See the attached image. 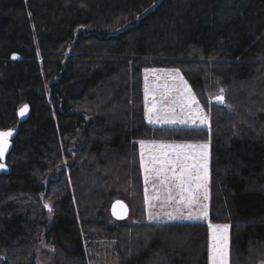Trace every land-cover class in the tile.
I'll return each instance as SVG.
<instances>
[{
  "label": "trees",
  "instance_id": "trees-1",
  "mask_svg": "<svg viewBox=\"0 0 264 264\" xmlns=\"http://www.w3.org/2000/svg\"><path fill=\"white\" fill-rule=\"evenodd\" d=\"M151 69L179 70L210 127L150 125ZM0 131L2 264H36L42 239L56 264H90L98 239L118 264H208L207 224L147 221L140 141L208 143L229 264L264 263V0H0ZM116 195L133 223L109 224Z\"/></svg>",
  "mask_w": 264,
  "mask_h": 264
},
{
  "label": "rangeland",
  "instance_id": "rangeland-1",
  "mask_svg": "<svg viewBox=\"0 0 264 264\" xmlns=\"http://www.w3.org/2000/svg\"><path fill=\"white\" fill-rule=\"evenodd\" d=\"M153 70V69H151ZM151 70L144 72V78L147 76V86L149 89V96L145 101V111H146V119L148 121L147 108L151 107L153 103V95L155 96V102L157 105V112L153 114L155 116L159 115L161 117L167 115L169 118L175 117L177 120L185 119L188 120V123L181 124H164V123H149L154 127H210V116L209 113L206 112L201 104L198 101L199 108L201 112L198 114L194 109H196L197 105L193 104L191 107L188 106L185 96H181V91L183 90V86L180 84L179 79H174L173 75L169 73L171 70L169 69H155V73ZM163 70V71H161ZM180 75L183 77L182 73L179 71ZM184 79V77H183ZM185 80V79H184ZM146 85V80H145ZM188 85V84H187ZM189 87V85H188ZM190 88V87H189ZM171 89V90H169ZM191 89V88H190ZM221 87L215 83H207L206 90L208 94V100L210 103L218 105L217 97L219 95H223L225 102V92L221 93ZM192 91V90H191ZM193 93V91H192ZM194 94V93H193ZM195 95V94H194ZM200 116H207V123L200 122ZM195 120V123L192 120ZM146 143H150L153 141H145ZM157 144H207V180L206 182L201 179L199 181L191 182L188 187L192 190V198L194 202L189 206L187 203L185 204H177L176 201L180 199L179 189L173 187L171 182L161 183V178L156 177L154 174H149V181L145 183V172L144 173V183H145V197H146V210H147V221L152 223H205L209 225H228V248H227V264H229V246H230V224L228 223H213L209 219V208H210V156H209V144L208 143H170V142H159L155 141ZM140 144V143H139ZM141 148V147H140ZM142 151V150H141ZM144 159L147 161L149 159V149L145 148L144 150ZM152 151H159L158 149H153ZM188 163H192L191 160ZM158 168L159 165H156ZM200 175L203 176V169H200ZM197 184H200V187H197ZM171 189V192L169 191ZM171 194L173 199L169 201L168 197ZM205 195H207V199H205ZM158 197V198H154ZM185 200L188 199L189 193H184ZM123 199L128 203V200L123 198L121 195H116L113 200ZM112 200V201H113ZM109 206V213L110 207ZM207 206V218L202 217V213L205 211L204 206ZM47 211L51 209L49 204L45 205ZM172 215V219H169L168 214ZM154 217L153 219H149V216ZM109 216H111L109 214ZM193 218H189V217ZM134 222V213L133 209L130 206V216L127 220L123 221V223H133ZM119 222L113 220L112 217L109 219L110 225H117ZM210 237H209V251H208V264H211V230L209 229ZM113 242L107 241L104 239H98L90 243L88 245V257L90 260V264H118L117 256L113 253ZM55 249L53 246L48 245L43 239L38 244L36 250V264H56L55 262ZM4 257L0 254V264L4 262ZM264 264V263H262Z\"/></svg>",
  "mask_w": 264,
  "mask_h": 264
},
{
  "label": "snow or ice",
  "instance_id": "snow-or-ice-1",
  "mask_svg": "<svg viewBox=\"0 0 264 264\" xmlns=\"http://www.w3.org/2000/svg\"><path fill=\"white\" fill-rule=\"evenodd\" d=\"M149 70H146V72ZM155 73V69L151 70ZM163 71V70H161ZM173 75L174 79H179L180 84L183 86L181 91V96H185L188 103V106L195 104L197 105L195 111L200 113L201 109L199 108L198 101L196 100L195 95L192 93L191 89L188 87L187 82L180 75L179 70H171L169 73ZM145 99L147 100L150 92L147 86V76L145 77ZM171 90V89H169ZM223 90L221 89V93ZM223 95L217 97V102H223ZM27 111V106L21 110V115ZM157 112V105L155 102V96L153 95V103L151 107L147 108L148 122L149 123H164V124H175L188 123V120L180 119L177 120L175 117L169 118L167 115L161 117L159 115L153 116ZM200 122L207 123V116H200ZM195 123V120H192ZM12 136L11 131H0V157H3L5 149L8 147V137ZM141 147V163L145 172V183L149 181V174H154L156 177L161 178V183L171 182L173 187L179 189L180 199L176 201L177 204L187 203L189 206L194 202L192 198V190L188 185L193 181H199L203 179L205 182L207 180V144H157L155 141L146 143L145 141H140ZM149 149V159L145 161L144 159V149ZM153 149H158L159 151H152ZM191 160L192 163H188ZM156 165H159L157 168ZM4 167L3 164H0V168ZM203 169V176L200 175V169ZM200 184H197V187H200ZM171 192V189H169ZM188 192L189 197L185 200L184 193ZM158 198V197H154ZM169 201L173 199L171 194L168 197ZM207 199V195H205ZM121 209L124 208L123 204H120ZM205 211L202 213L203 218H207V206H204ZM51 210V209H49ZM169 219H172V215L168 214ZM151 215L149 219H153ZM193 218V217H189ZM209 229L211 230V244H210V259L211 264H227V248H228V225H216L209 223Z\"/></svg>",
  "mask_w": 264,
  "mask_h": 264
},
{
  "label": "water",
  "instance_id": "water-1",
  "mask_svg": "<svg viewBox=\"0 0 264 264\" xmlns=\"http://www.w3.org/2000/svg\"><path fill=\"white\" fill-rule=\"evenodd\" d=\"M217 104L223 105L224 100H223V102H220ZM28 115H29L28 109H27V111H25L23 113V115H21V110L18 113L20 121H23L24 119H26L28 117ZM11 132H12V136L8 137V147L5 149V153H4L3 157H0V164L4 165V167L0 168V174L8 171V167L6 166V158L9 154V152L11 151L12 140L14 139V136H15V132L14 131H11ZM120 204L124 205L123 209H121L119 207ZM110 215L114 220L119 221V222H123V221L127 220L130 216V206L124 200L117 199L111 204Z\"/></svg>",
  "mask_w": 264,
  "mask_h": 264
}]
</instances>
